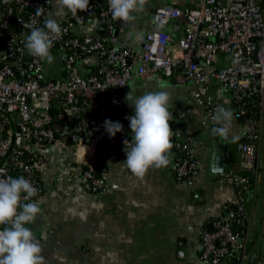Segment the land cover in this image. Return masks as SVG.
<instances>
[{
  "label": "built area",
  "instance_id": "1",
  "mask_svg": "<svg viewBox=\"0 0 264 264\" xmlns=\"http://www.w3.org/2000/svg\"><path fill=\"white\" fill-rule=\"evenodd\" d=\"M55 1L0 0V168L13 178L30 179L40 194V167L48 150L57 148L71 153V159L61 163L57 184L78 179L84 191L97 194L107 177L104 167L96 172L99 148L125 154L124 140L133 139L128 117L135 110L125 100L133 78L150 80L162 73L194 84L182 115L191 111L192 104L200 105L209 124H215L212 116L218 108L208 90L209 81L215 80L217 93L230 94L236 102L251 98L254 109L245 140L238 145L242 172L220 174L217 179L231 184L236 196L226 205L225 216L214 217L203 232L200 259L206 264H244L239 255L246 243L240 228L247 220L246 192L259 167L262 140L264 0H194L186 7L159 6L154 20L163 26L146 33L138 64L130 47L114 44L116 20L108 0H90L89 10L75 17L64 9L58 20L64 32L51 49L55 58L51 64L29 55L24 42L30 27L24 25L42 27ZM90 19L97 20L104 33L90 31ZM221 55L229 57L228 64H218ZM248 113L238 108V116ZM172 115L171 170L177 180L191 181L199 176L200 164L190 144L175 131L179 115ZM106 119L121 122L123 131L111 137ZM255 264H264V259Z\"/></svg>",
  "mask_w": 264,
  "mask_h": 264
},
{
  "label": "crops",
  "instance_id": "2",
  "mask_svg": "<svg viewBox=\"0 0 264 264\" xmlns=\"http://www.w3.org/2000/svg\"><path fill=\"white\" fill-rule=\"evenodd\" d=\"M193 1L148 0L145 12L138 14L134 23L116 20L114 44L130 47L133 62L138 64L146 33L159 29L155 10L165 4L186 7ZM63 14L64 9L55 1L47 17L58 21ZM90 20L89 30L102 33L104 27ZM228 62V56L219 57L220 66ZM91 69L89 62V73ZM161 84L172 95L170 111L179 115L175 131L190 144L200 164L199 176L191 181L177 180L170 160L166 168H151L140 178L124 164L126 153L108 152L103 160L107 177L93 194L84 191L78 179L64 186L57 184L61 163L71 159V153L49 149L40 167L43 187L36 200L42 201L43 215L28 225L44 245L42 255L47 264H206L200 259L203 232L210 229L214 217L225 216L226 205L236 196L231 184L218 183L217 179L220 174L242 172L238 145L245 140L254 105L251 98L236 102L230 94L217 93L216 81H209L208 90L218 107L233 113V129L226 141L212 134L216 125L206 121L203 106L192 104L191 111L182 115L194 84L156 73L150 80L133 78L126 94L132 89L140 96L160 90ZM239 107L246 108L248 116H238ZM260 120L259 167L253 171L254 182L246 192L248 216L240 228L246 243L239 255L244 264L264 259V110Z\"/></svg>",
  "mask_w": 264,
  "mask_h": 264
},
{
  "label": "clouds",
  "instance_id": "3",
  "mask_svg": "<svg viewBox=\"0 0 264 264\" xmlns=\"http://www.w3.org/2000/svg\"><path fill=\"white\" fill-rule=\"evenodd\" d=\"M57 4L75 17L78 12L89 10L90 0H57ZM147 4L148 0H108L112 18L125 23H134L138 14L145 12ZM40 12L38 9L37 15ZM24 27H30V34L24 42L28 54L51 64L55 59L51 49L64 32L61 24L48 16L42 27ZM159 88L140 96H136L131 89L125 97L135 112L128 117L133 139L131 142L124 140V164L133 175L140 178L151 168H166L174 146L175 132L170 125L173 98L165 85L161 84ZM212 120L216 125L211 129L212 134L229 140L233 129L232 111L218 107ZM104 126L111 137L123 131L119 121L106 119ZM38 195L39 189L30 179L24 176L13 178L0 168V226H3L0 228V264H47L42 255L44 245L35 231L28 227L43 215L40 206L42 201H32Z\"/></svg>",
  "mask_w": 264,
  "mask_h": 264
},
{
  "label": "trees",
  "instance_id": "4",
  "mask_svg": "<svg viewBox=\"0 0 264 264\" xmlns=\"http://www.w3.org/2000/svg\"><path fill=\"white\" fill-rule=\"evenodd\" d=\"M117 153H119V152H117ZM104 154H105V152H104V150H103V148L101 146L99 148L98 154H97V170H96L97 173L99 172V168L103 167V165H104V163H103Z\"/></svg>",
  "mask_w": 264,
  "mask_h": 264
},
{
  "label": "water",
  "instance_id": "5",
  "mask_svg": "<svg viewBox=\"0 0 264 264\" xmlns=\"http://www.w3.org/2000/svg\"><path fill=\"white\" fill-rule=\"evenodd\" d=\"M90 22H92V20H90ZM101 30V32L103 33L104 32V28H101L100 29ZM225 173H228V170H226V171H224ZM103 184V183H102Z\"/></svg>",
  "mask_w": 264,
  "mask_h": 264
}]
</instances>
